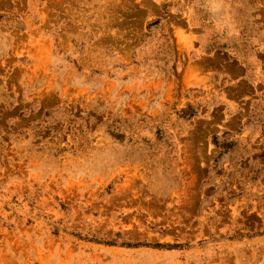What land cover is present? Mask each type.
Segmentation results:
<instances>
[{
    "label": "rangeland",
    "instance_id": "374dc122",
    "mask_svg": "<svg viewBox=\"0 0 264 264\" xmlns=\"http://www.w3.org/2000/svg\"><path fill=\"white\" fill-rule=\"evenodd\" d=\"M0 264H264V0H0Z\"/></svg>",
    "mask_w": 264,
    "mask_h": 264
}]
</instances>
